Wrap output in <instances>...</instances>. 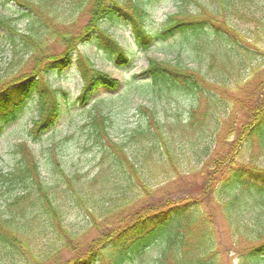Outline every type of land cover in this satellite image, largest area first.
I'll use <instances>...</instances> for the list:
<instances>
[{
	"label": "trees",
	"instance_id": "1",
	"mask_svg": "<svg viewBox=\"0 0 264 264\" xmlns=\"http://www.w3.org/2000/svg\"><path fill=\"white\" fill-rule=\"evenodd\" d=\"M6 1L21 7L22 15L31 16L26 40H19L20 49L15 54L19 57L20 51H26L32 60L28 71L15 73L14 70L0 77V133L17 121L34 101L36 115L30 119L28 128V137L33 140L54 130L63 103L69 101L66 92L51 89L48 74L63 71L75 63L83 82L76 100L82 102L100 87L116 88L115 78L97 70L88 58L77 54L80 43L91 41L117 65L128 61L124 48L100 29L105 19L115 18L128 24L135 43L142 47L176 32L184 38L201 37L206 21L213 22L217 36L221 30L219 23L227 28L228 35L234 34L229 16L222 15L220 22L212 14H208V20H188L180 11L169 14L162 30L153 34L147 29L149 15L136 0H93L83 29L73 38L63 37L64 51L54 54L39 45L44 30L49 31L44 29L41 19L47 21L51 17L58 25H50L62 31L64 25L59 22L73 17L89 0H66V6L73 9L66 17L60 14L59 6L46 0ZM215 1L217 12L220 5L225 7V1L234 9L238 7L242 14L247 13L245 9L253 8L254 12L249 15L264 33L263 4L255 0ZM259 13L263 16L258 17ZM37 27L42 31H37ZM4 28L11 31L6 21ZM194 48L198 49L196 45ZM218 51L223 64L230 62L237 68L241 65L237 58L243 50L237 44H226ZM248 52L243 51L246 55ZM259 71L252 68L249 78L242 81L223 67L217 72L220 78L213 75L219 83L213 84L179 62L172 65L148 59L147 69L138 74L143 79L138 82L140 85L162 93L196 96V105L202 101L204 107L199 114L197 107L191 108L187 122L182 123L179 115H174L172 123L165 128L166 122L154 109L140 104L137 110L142 114L141 120L124 133L123 142L118 140L123 132L111 135L108 116L94 107L84 124L88 130L83 147L95 148L100 165L106 167L102 166L92 178L84 179L86 176L77 171L71 175L65 172L51 142L45 167L49 166L55 179L53 185L45 184L30 145L25 140L15 144L16 163L11 169L0 171V258L10 253V262L19 260L21 247L29 257L26 264H226L210 207L215 203L221 208L228 227L238 224L245 229L240 235L246 246L239 250L238 264H264V70ZM226 74L232 78L231 87ZM228 101L245 111L244 122L237 125L233 111L225 114L230 107ZM218 112H223L224 117ZM188 154L200 161V168L191 165L187 169L188 173L197 170L199 181L190 182L182 176ZM150 161L155 164L157 175L144 176L142 172L148 169ZM159 172L165 177L154 182ZM75 175L79 184L68 181ZM61 181L67 183L68 189L62 194L64 201L69 206L83 204L87 225L82 235L68 230L65 236L60 231L62 214L55 187ZM18 232H29L34 243L20 240L15 234ZM91 232L95 235L87 239ZM152 247H157L153 256ZM62 249H70L73 255L60 260Z\"/></svg>",
	"mask_w": 264,
	"mask_h": 264
},
{
	"label": "rangeland",
	"instance_id": "2",
	"mask_svg": "<svg viewBox=\"0 0 264 264\" xmlns=\"http://www.w3.org/2000/svg\"><path fill=\"white\" fill-rule=\"evenodd\" d=\"M46 1L53 6H59V12L63 17H66L73 10L66 6V0ZM255 1L263 4L261 7H264V0ZM136 2L148 13L147 29L153 34H157L162 30L169 14H174L178 11L184 13L188 20H208L210 19L208 14H212L220 22L223 18L222 15L229 16L231 18L229 22L233 27L234 34L228 35L226 33L227 28L219 23L218 26L221 30L220 35L217 36L215 29L211 25L213 22L206 21L204 23L206 26H204L203 30L205 33L201 37L196 38L189 35L184 38L183 34L176 32L164 40H154L148 46L142 47L135 43L128 24L115 18L112 20L105 19L102 21L100 29L109 34L124 48L128 61L120 66L117 65L108 54L102 49L96 48L91 41L80 43L77 54H82L88 58L97 70L115 78L118 81L117 87L112 93L100 87L86 101L82 102L76 100L80 94L83 82L75 63L63 71L57 70V72L48 74L46 78L52 86L51 89H61V91L66 92L69 101L63 103L62 114L51 133V130H49L47 133L38 135L35 140L29 139L28 128L30 127V119L36 115L33 108L34 101L32 105L25 108V111L17 121L0 133V171L5 172L12 168L18 159V155L13 152L15 144L25 140L35 153L36 160L40 166L41 177L45 184L53 185L55 179L49 166L45 167L48 162L47 155L49 154L51 142H54L53 150L65 172L71 175L77 171L79 175L86 176L84 179L94 177L101 171L102 166V168L106 167L105 165H100V158L97 156L95 148L83 147L86 142L85 133L88 130V127L84 126V124L89 121L90 112L94 107L99 108L102 113L108 116L107 122L111 121L112 125V127H108L111 135L117 136L116 134L123 132L118 139L122 140L120 142H123L124 133L134 128L138 121L141 120L142 114L137 110L140 104L154 109L158 117L166 122L165 128L172 123L174 115H179L182 123L187 122V114L190 113L193 107H197L196 111L198 114L201 113L200 111L203 109L204 104L200 101L199 105H196L198 101L196 96L192 97L182 92L162 93L155 89H146L138 83L143 81L142 75L138 76V74H142L147 68L148 59L153 58L157 61L169 62L172 65L179 62L181 65L191 68L196 75L204 76L213 84L219 83L217 79L220 77H217V72L222 70L223 67L225 69L229 68L231 76L242 79V81H246L249 78L252 68H257L258 71L260 70L259 72L264 70V33L261 31V26L254 24V17L252 18L249 15L250 12H254L253 8L245 9L248 14H242L239 12L238 7L234 9L232 5H226V1L225 7H223V4L222 7L220 5L218 12V4L215 0H136ZM92 3L93 0H89L88 3L81 5L77 9V13L73 17L61 20L59 25H64L61 27L63 28L62 31H60L59 27L54 28L50 25L52 23L58 25L57 21L50 19L51 17L47 21L46 18L41 19L44 23V29L49 28V31L46 33L44 30L42 33L44 36L41 39L42 44L39 45L44 50L54 54L62 53L65 49L63 37L72 36L73 38L83 29L89 18V10ZM256 8H260V6ZM22 10L21 7L16 6L13 2L0 0V20L3 21V24H0V77L14 70H16L15 73L28 71L30 67L32 58L28 53L26 54V51H20L19 57L15 54V51L20 49L19 40L21 38L26 40L27 28L30 26L31 16L29 14L22 15ZM201 16L202 18L200 19ZM257 16L261 17L263 14L259 13ZM5 21L11 26V31H7L4 28ZM36 30H41V27H37ZM30 43H33V40ZM231 43L232 45L237 44L243 51H249L247 55L243 51L240 52L239 56L241 59H237L240 60L241 65L238 68L236 64L233 66L230 62L223 64L218 51L224 45ZM194 45L198 49L194 48ZM215 49L218 50L215 51ZM16 58H18L17 62L15 61L17 60ZM226 59L228 58L226 57ZM257 75L260 76L261 74ZM226 77L231 84L229 86H233L230 75L226 74ZM103 99L105 101L101 103ZM227 104L230 107L225 114L230 113V111L236 113L235 121L237 125L246 120L245 111H241L237 104H234L233 101H228ZM225 114L218 112L221 117H224ZM226 121L228 122L229 119H226ZM228 138H231V136H228ZM130 149H132L131 146ZM186 157L188 158L183 163L185 174L182 176L190 182L199 181L200 175L197 174L198 171L195 170L194 173H188L187 169L191 165H198V168H200V161L194 159V156L190 154L186 155ZM147 167L148 169L146 168L142 172L144 176L157 175L155 164L152 161L147 163ZM135 168H138V172L141 171L138 166ZM164 177L165 175L159 172L154 182H158ZM68 181L80 183L78 175ZM58 184L55 190L58 193L57 198L58 202H60L62 214L61 224L63 229L60 231L65 236H68V230L82 235L87 225V216L83 209V204L69 206L62 197L63 192L68 190L66 188L67 183L61 181ZM79 203L82 202L80 201ZM210 207L217 225V241L220 244V248L224 250L222 255L226 264H238L239 250H243L246 246L240 235L241 232L242 234L244 233L245 229L240 228L238 224L228 227L221 208L215 203H212ZM28 233L18 232L15 234L20 240L33 244L32 237ZM91 233L87 239H91L95 235V233ZM35 242H38V240H35ZM151 250L152 256L157 253V247H154V249L152 247ZM19 254H21L19 260L13 262H10V253L6 254L3 258H0V264H26L28 255L21 250V247L19 248ZM71 255L73 254L70 249H62L59 252L60 260L70 258Z\"/></svg>",
	"mask_w": 264,
	"mask_h": 264
}]
</instances>
